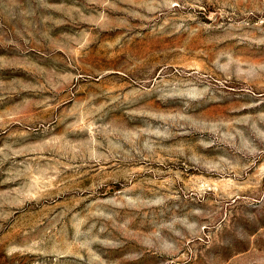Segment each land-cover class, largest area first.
I'll return each mask as SVG.
<instances>
[{"label":"rangeland","instance_id":"1","mask_svg":"<svg viewBox=\"0 0 264 264\" xmlns=\"http://www.w3.org/2000/svg\"><path fill=\"white\" fill-rule=\"evenodd\" d=\"M0 264H264V0H0Z\"/></svg>","mask_w":264,"mask_h":264}]
</instances>
